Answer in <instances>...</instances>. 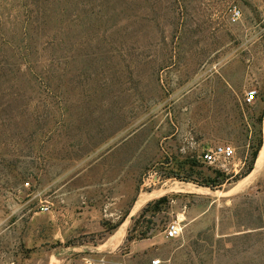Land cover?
<instances>
[{"label":"rangeland","instance_id":"374dc122","mask_svg":"<svg viewBox=\"0 0 264 264\" xmlns=\"http://www.w3.org/2000/svg\"><path fill=\"white\" fill-rule=\"evenodd\" d=\"M263 143L264 0H0V264H264Z\"/></svg>","mask_w":264,"mask_h":264},{"label":"built area","instance_id":"2783aa9c","mask_svg":"<svg viewBox=\"0 0 264 264\" xmlns=\"http://www.w3.org/2000/svg\"><path fill=\"white\" fill-rule=\"evenodd\" d=\"M241 12L239 9L235 8L233 10V18H238ZM257 90L250 89L246 93V102L253 103L257 99ZM236 155V148L230 142L216 143L204 147L201 151L200 157L201 160L205 163L214 165L215 167L221 170H227L228 165L233 161ZM42 210H49V205L44 204ZM182 226L178 220L172 221L168 224L166 228V234L169 238L174 239L178 238L181 235ZM153 264H160L161 259L155 258L152 260ZM88 264H108V261L103 258H90Z\"/></svg>","mask_w":264,"mask_h":264},{"label":"bare ground","instance_id":"6f19581e","mask_svg":"<svg viewBox=\"0 0 264 264\" xmlns=\"http://www.w3.org/2000/svg\"><path fill=\"white\" fill-rule=\"evenodd\" d=\"M264 149V148H263ZM261 153H262V150H261ZM176 185V184H175ZM183 188V187H182ZM184 188H186V189H194L195 188V186L194 185H191V184H187ZM198 188V187H197ZM176 189V188H175ZM180 189V188H179ZM190 191H192V190H190ZM161 192V191H160ZM150 197V196H149ZM141 199V198H140ZM121 236V235H120Z\"/></svg>","mask_w":264,"mask_h":264},{"label":"crops","instance_id":"0c3cea01","mask_svg":"<svg viewBox=\"0 0 264 264\" xmlns=\"http://www.w3.org/2000/svg\"><path fill=\"white\" fill-rule=\"evenodd\" d=\"M263 144H264V143H263ZM262 146H263V145H262ZM122 236H123V234H122L121 236L116 235L115 239H116L117 241H120V239H121ZM130 245H132V247H133V245H134L133 241L130 242Z\"/></svg>","mask_w":264,"mask_h":264},{"label":"trees","instance_id":"16d2710c","mask_svg":"<svg viewBox=\"0 0 264 264\" xmlns=\"http://www.w3.org/2000/svg\"><path fill=\"white\" fill-rule=\"evenodd\" d=\"M163 200H164V199H161L160 202L163 201Z\"/></svg>","mask_w":264,"mask_h":264}]
</instances>
